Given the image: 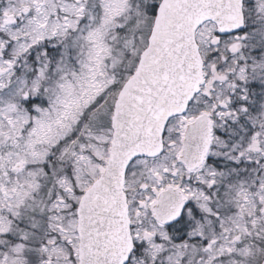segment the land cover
<instances>
[{"label": "snow or ice", "instance_id": "snow-or-ice-1", "mask_svg": "<svg viewBox=\"0 0 264 264\" xmlns=\"http://www.w3.org/2000/svg\"><path fill=\"white\" fill-rule=\"evenodd\" d=\"M0 264H264V0H0Z\"/></svg>", "mask_w": 264, "mask_h": 264}]
</instances>
